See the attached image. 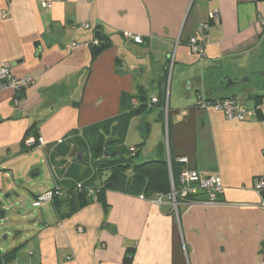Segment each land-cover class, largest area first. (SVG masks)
I'll return each instance as SVG.
<instances>
[{
  "label": "crops",
  "instance_id": "obj_1",
  "mask_svg": "<svg viewBox=\"0 0 264 264\" xmlns=\"http://www.w3.org/2000/svg\"><path fill=\"white\" fill-rule=\"evenodd\" d=\"M259 17L264 0H0V65L34 78L20 93L0 87V170L21 158L27 135L41 137L42 158L29 170L44 164L64 192L92 188L84 205L73 193L57 209L50 203L55 215L42 204L10 264H264V190L255 191L264 181ZM206 23L211 28L200 32ZM95 32L98 45H108L92 59L94 45L86 44ZM191 37L202 43V58L191 52ZM199 95L235 98L251 115L237 121L199 109ZM131 148L140 164L164 161L169 168L171 161L178 171L217 175L220 204H193L176 215L151 203L146 178L131 169L117 189L101 190L110 174L103 163L130 157ZM76 152L81 162L85 155L93 160L83 182L73 176ZM6 189L0 171L3 213Z\"/></svg>",
  "mask_w": 264,
  "mask_h": 264
},
{
  "label": "built area",
  "instance_id": "obj_2",
  "mask_svg": "<svg viewBox=\"0 0 264 264\" xmlns=\"http://www.w3.org/2000/svg\"><path fill=\"white\" fill-rule=\"evenodd\" d=\"M51 1L45 4L46 7L52 6ZM4 16V15H3ZM5 17V16H4ZM209 19L216 23V13H210ZM259 23L264 26V18L259 17ZM82 28L88 29V24L81 25ZM211 28L209 23L202 24L199 28L200 32H207ZM126 38L132 39V41L136 44H142V39L139 36H132L130 34H125ZM191 52L198 55L199 58L203 57V45L199 41L197 37H191L188 41ZM90 45H98L96 40L91 43H87L86 46ZM77 44H71V48L76 47ZM34 83V78L32 77H24L17 78L13 76L9 70V66L7 64L0 65V87L8 88L16 93H20L26 87L32 85ZM17 99L15 103H17ZM157 99L152 98L150 104H155ZM196 107L199 109H214L216 111H222L227 119L229 120H237L244 121L247 116L251 114L239 104V102L235 98H229L222 101L217 102H209L205 99L204 96L199 95ZM44 144L43 138L28 136L23 140V146L27 150H33L35 148H41ZM135 149L131 148L130 152L134 156ZM179 163H186L185 158L178 159ZM169 186L170 189L166 194H156L151 200V203L157 207H161L163 205H169L172 209V212L178 215V211L180 208H186L192 206L193 204H203V205H216L220 204L221 197L224 193V189L222 187L221 181L217 175L210 176H201L198 172L184 168L180 171L176 179L173 178L170 165H169ZM82 187L78 186L76 191H81ZM264 190V181L259 180L255 184V191L260 193ZM61 195V190L59 188H55L53 190H49L35 197L32 207L39 208L42 204L51 202L54 198ZM203 196V199H199L198 197ZM1 219V217H0ZM78 232H82V229L79 228ZM69 260V258H67Z\"/></svg>",
  "mask_w": 264,
  "mask_h": 264
},
{
  "label": "rangeland",
  "instance_id": "obj_3",
  "mask_svg": "<svg viewBox=\"0 0 264 264\" xmlns=\"http://www.w3.org/2000/svg\"><path fill=\"white\" fill-rule=\"evenodd\" d=\"M20 149L22 151L20 154L21 158L16 159L6 165L5 169L0 170L3 185L6 188H10V190L6 189L7 193H2L1 197V202L6 205V211L0 219V264H10L7 255L23 248V243L30 239V237L25 238V235L31 234L32 226L38 222L37 218L40 213L39 208L32 207L35 199L33 197L44 188L52 189L54 187V181L48 176L49 171L44 164L41 165L40 171H38L39 168L32 171L29 170L30 164H35L39 162V159L41 160V150L35 148L31 151H26L23 150L22 146ZM85 156L83 162L78 161L77 156L76 162H72L75 170L73 176L78 177L82 182L86 180V177L83 176L93 171V160L89 156ZM122 158L130 161L132 166L141 163L139 158L129 159L125 153L122 154ZM97 169L98 167L94 166V170ZM8 194H10V197L6 198ZM16 200H18L20 205L23 204L22 207L19 204H15ZM11 201L12 204L10 203ZM44 208H46L48 214L55 215L54 208L49 202L44 204Z\"/></svg>",
  "mask_w": 264,
  "mask_h": 264
},
{
  "label": "trees",
  "instance_id": "obj_4",
  "mask_svg": "<svg viewBox=\"0 0 264 264\" xmlns=\"http://www.w3.org/2000/svg\"><path fill=\"white\" fill-rule=\"evenodd\" d=\"M107 45H108V43H105L104 47H106ZM96 56H97V54H92L91 58L94 59ZM156 103L158 104V100ZM152 105H154V104H152ZM259 112L260 111L258 109L255 110L256 115H258ZM28 136H30V135H27L26 137H28ZM22 147L24 150L30 151V150H27L24 148L23 142H22ZM135 156H136V154H134V156H131V154H130L129 159H132ZM102 167L104 170L108 169L110 171V174H109L108 178L104 181V183H103L104 186L101 188V190L115 189L116 187H118L121 184L122 180L124 179L123 178L124 172L127 171L128 169L132 170L136 179L146 178V191L148 192L149 196H155L156 194H166L170 189L169 179H168L169 168H168L167 162H164V161L146 162V163H143L140 165L132 166L130 164V161L123 159L122 155H120L119 157H115V158L113 157L112 160L104 162ZM107 167H109V168H107ZM170 169H171V173H172L173 178L176 179V177L178 176V174L180 173L181 170L180 171L176 170V165L171 161H170ZM99 171H101V170H99ZM78 186L82 187L81 191H76V188ZM56 187L59 188L58 186H56ZM55 188H53V189H55ZM59 189L61 190V195L54 198L50 202V203L55 204V209H57L56 207L58 205V202L62 199L63 195H65V194L69 195L70 193L77 194L78 196H80V201H81L80 205H84L85 201H83V198L87 197V194H86L87 191L91 190L92 188L86 187L82 184H78L74 188L70 189L68 192H64V189H62V188H59ZM2 213H3V211L0 210V217H2ZM17 251H13L7 255L9 262H11V260L15 257ZM125 261L127 263H129V260H125Z\"/></svg>",
  "mask_w": 264,
  "mask_h": 264
},
{
  "label": "water",
  "instance_id": "obj_5",
  "mask_svg": "<svg viewBox=\"0 0 264 264\" xmlns=\"http://www.w3.org/2000/svg\"><path fill=\"white\" fill-rule=\"evenodd\" d=\"M94 38H95L96 41L101 42V40H102L101 33L100 32H95L94 33ZM103 47H104V44H99L98 46L95 45V46H92L91 47L90 51L93 54H97V53H99L103 49ZM74 154H75V152H73V155ZM117 154H119V151H117L116 153H113L112 156H115ZM76 156H77V160L80 161L81 158H80V154L78 152H76Z\"/></svg>",
  "mask_w": 264,
  "mask_h": 264
}]
</instances>
